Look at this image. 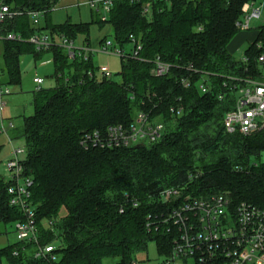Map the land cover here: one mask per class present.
I'll return each instance as SVG.
<instances>
[{
  "label": "trees",
  "instance_id": "1",
  "mask_svg": "<svg viewBox=\"0 0 264 264\" xmlns=\"http://www.w3.org/2000/svg\"><path fill=\"white\" fill-rule=\"evenodd\" d=\"M3 1L15 15L0 26L1 85H22V56L53 55L56 86L34 92V114L23 119L20 134L27 146L25 173L34 181L39 245H53L58 259H35L38 245L17 242L0 249V264H103L109 258L134 264L150 242L164 255L166 235L148 233L146 223L150 214L161 213V193L168 188L196 198L227 194L234 205L247 202L264 209V130L248 137L229 135L223 125L234 99L224 84L231 83L230 77H259L264 26L245 51L247 62L229 52L242 7L251 0H116L106 21L92 11L96 19L90 23L62 24L52 20L61 0ZM149 1L152 11L145 16ZM35 12L42 13L39 26L30 15ZM92 24L109 25L122 49L132 44L131 36L142 46L139 58H123L119 82L98 77L94 54L71 60L58 46L39 51L29 42L46 32L75 41L83 36L84 45L91 46ZM9 34L22 41L6 39ZM158 58L172 65L169 75H152ZM188 68L200 74L192 72L194 83L185 89L180 80L191 74ZM203 74L213 82L208 94L195 84ZM139 112L167 126L158 143L131 148L82 144L86 134L106 136L110 126H129ZM238 166L244 172H237ZM10 186L0 176V225L5 227L25 219L10 205Z\"/></svg>",
  "mask_w": 264,
  "mask_h": 264
},
{
  "label": "built area",
  "instance_id": "2",
  "mask_svg": "<svg viewBox=\"0 0 264 264\" xmlns=\"http://www.w3.org/2000/svg\"><path fill=\"white\" fill-rule=\"evenodd\" d=\"M116 0H88L89 8L100 15L103 21L108 20L112 6ZM155 2L158 0H154ZM170 2L172 0H162ZM229 4L231 0H226ZM264 2L257 0L246 2L241 10V16L236 22V28L241 32H250L253 21L262 18ZM152 11V2L143 6V14L148 16ZM11 8L0 0V26L8 18H11ZM15 15V14H14ZM35 25L40 24L42 13L30 14ZM55 36V37H54ZM42 32L33 35L29 42L34 44L37 50L47 51L54 46L62 48L71 60H88L95 51L91 47H76L75 40L65 35H54ZM2 37H0V40ZM6 39L22 41L20 36L9 34ZM132 44L128 49H122L116 43L106 41L101 46L102 53L119 55L121 58H139L142 46L131 36ZM258 47H261L258 45ZM247 62L245 53L241 59ZM259 77L242 78L230 77L231 83H225L224 87L229 94L234 96L230 110L223 121L225 131L229 135L252 136L264 130V52L258 58ZM152 75L165 77L171 73L172 65L163 62L159 58L154 62ZM192 72L194 68H188V76L181 78V85L185 89L193 85ZM202 74V73H201ZM92 77L93 73H89ZM99 78L111 79L113 75L107 69L98 72ZM35 82L41 89L44 83L42 78H36ZM201 94H208L213 90V82L206 74L196 81ZM1 85L0 77V112L8 105L10 89ZM221 100L224 96L219 97ZM175 112V108L172 109ZM183 109L179 108L178 114ZM14 127L10 122L7 127L1 125V130L7 133V128ZM167 126L162 122H155L150 114L139 112L135 120L129 126L116 125L107 129V135L100 132L86 134L82 144L86 147L101 148H131L144 145H154L163 139ZM24 149H15L8 161L3 165L5 180L11 182L8 189L10 205L19 209L24 220L15 224L17 242L35 243L38 249L35 259L57 261L53 254V245L40 246L39 229L36 222V211L32 203L31 188L34 185L32 177L25 173V163L19 156ZM264 156V155H263ZM262 162L263 157H262ZM260 163V162H259ZM243 167H236L237 172H244ZM161 204L164 208L161 213L150 214L147 217L146 228L150 234L166 235L168 252L163 256L165 264H264V209L243 202L234 205L227 194H213L205 198L188 196L181 188H168L161 193ZM137 206V204L135 205ZM123 212V210H122ZM159 212V210H158ZM169 248V249H168Z\"/></svg>",
  "mask_w": 264,
  "mask_h": 264
},
{
  "label": "rangeland",
  "instance_id": "3",
  "mask_svg": "<svg viewBox=\"0 0 264 264\" xmlns=\"http://www.w3.org/2000/svg\"><path fill=\"white\" fill-rule=\"evenodd\" d=\"M87 1L88 0H61L53 10V22L57 24H62L66 21L72 23H90L93 19H96V16L87 5ZM257 2L260 4L264 2V0H257ZM262 26H264V10L262 18L258 21L252 22V30L250 32L238 33L232 44L229 46V49L236 60L240 61L243 58L246 49L254 41L258 30ZM104 39L115 44L111 27L106 25L101 29L96 24H92L90 26L91 46L84 45L85 38L83 36H80L77 41H75V44L78 48H82L83 46L91 47V49L95 51L93 56L95 66L100 70H109L113 75L111 79L115 82H119V73L122 70L123 58L113 53L105 54L100 52V42ZM130 48L131 47L129 46L127 49L129 50ZM20 64L22 85L20 87L7 86L12 95L7 97L9 106H6L0 112V176L2 177L5 176L3 165L11 156V153L9 154V152H12L15 149H24L25 152L19 156V159L23 162L27 160L26 142L20 132L23 130V119L34 114L32 99L34 92L40 87L35 82V79L42 78L44 80L41 88H53L56 86V81L53 77L55 68L52 53H46L38 60L35 59L34 55L26 54L21 57ZM0 67H3V46L1 42ZM3 81L4 76H1L2 84H4ZM262 82H264V79ZM5 86L6 85H3L4 89H7ZM16 96H24V99ZM29 96L31 101L28 102L25 98ZM10 122L14 127L7 128V133L2 132L1 125L5 123V126L7 127V124L9 125ZM14 243H17L15 225H9L7 227L0 225V249ZM54 245L58 246L57 243ZM119 261L118 258H109L105 259L103 264H117ZM165 261L166 258L159 252V245L155 242H150L148 250L146 252L138 253L134 258V264H165ZM2 264L7 263L4 261Z\"/></svg>",
  "mask_w": 264,
  "mask_h": 264
},
{
  "label": "crops",
  "instance_id": "4",
  "mask_svg": "<svg viewBox=\"0 0 264 264\" xmlns=\"http://www.w3.org/2000/svg\"><path fill=\"white\" fill-rule=\"evenodd\" d=\"M55 24H57V23H55ZM229 48H230V47H229ZM229 52L231 53L230 49H229ZM231 54H232V53H231ZM232 56H233V54H232ZM21 91H22V90H21ZM11 95H12V94H11ZM16 97H20L21 99H24V98H23L24 96H16ZM25 99H26L28 102L31 101L30 96H29V97H26ZM32 100H33V99H32ZM12 101H14V100H12ZM14 104H15V102H14ZM28 104H29V103H28ZM30 104H31V103H30ZM7 106H9V102H8V105H7ZM10 153L12 154V152H9V154H10ZM11 154H10V155H11ZM10 155H9V156H10Z\"/></svg>",
  "mask_w": 264,
  "mask_h": 264
}]
</instances>
